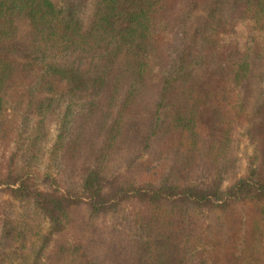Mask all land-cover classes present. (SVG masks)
I'll return each mask as SVG.
<instances>
[{
  "label": "trees",
  "instance_id": "16d2710c",
  "mask_svg": "<svg viewBox=\"0 0 264 264\" xmlns=\"http://www.w3.org/2000/svg\"><path fill=\"white\" fill-rule=\"evenodd\" d=\"M241 21L243 49L223 39ZM8 142L0 264L132 261L149 242L154 264H264V0H0ZM125 205L128 226L95 247Z\"/></svg>",
  "mask_w": 264,
  "mask_h": 264
},
{
  "label": "rangeland",
  "instance_id": "374dc122",
  "mask_svg": "<svg viewBox=\"0 0 264 264\" xmlns=\"http://www.w3.org/2000/svg\"><path fill=\"white\" fill-rule=\"evenodd\" d=\"M255 34L254 31L251 30V23L249 21H241L236 26L235 30L228 34L224 35L223 39L225 43H228L230 45H234L237 48L243 49V47H246L252 38V36ZM176 39V38H174ZM130 129L129 122H126L124 126L120 129V140L122 141L123 138H125ZM239 144L238 148L235 151V157L236 159V168L239 175H244L246 173V154L250 152L251 146L248 145V142L245 139V136H238ZM13 151V145L11 142H8L7 144L0 143V164H6L7 163V157L9 154ZM172 161V156L167 155L165 156L161 161L151 163L147 170L145 171H138L135 173L136 182L137 184H140L144 181L148 182H156L157 176L159 172L168 166ZM97 169L99 172L103 175L110 176L114 172L113 165L108 161H103L100 164H98ZM54 170V169H52ZM42 177V173L41 176ZM9 199V194L5 191L0 190V204L6 200ZM125 211L122 212L118 216H114L111 219L108 220L105 227L102 226H96L92 232H91V241L92 244L97 248H107L110 244V240L113 235V229L114 225H116L118 228L122 229L125 226H128V222H125L123 218L130 212L132 207L130 205L124 206ZM70 218L80 221L84 219V213L83 212H72L70 213ZM47 227V224L45 225ZM156 254V246L152 242L144 243L139 246V251L134 256L133 260L130 259H123L121 261L118 258L111 259L109 261V264H154V256Z\"/></svg>",
  "mask_w": 264,
  "mask_h": 264
}]
</instances>
